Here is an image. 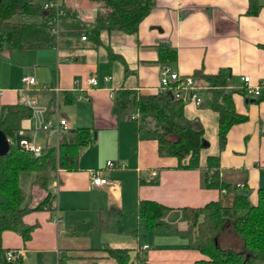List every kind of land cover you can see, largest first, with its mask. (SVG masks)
<instances>
[{
  "label": "crops",
  "instance_id": "crops-1",
  "mask_svg": "<svg viewBox=\"0 0 264 264\" xmlns=\"http://www.w3.org/2000/svg\"><path fill=\"white\" fill-rule=\"evenodd\" d=\"M65 2L70 12L58 18L51 45L0 52V112L3 104L34 98L45 109V118L54 122L65 118L67 127H90L93 140L80 148L77 169L49 170L47 187L37 185L38 197L26 192V202L34 207L58 182L60 221L53 222L54 212L48 209L32 210L23 217L25 223L36 225L31 238L25 242L19 233L6 230L2 243L23 249V264H60L61 249L72 254L70 264H91L95 259L116 264L104 246L133 247L132 255L140 252L154 264H195L202 254L188 248L187 239L176 233L187 223L181 220L172 227L149 230L138 215V201L150 198L172 206H199L232 194L203 186L199 169L178 168L177 158L159 153L157 140L139 138L136 105H117L116 100L124 97L125 90L158 91L164 66L158 60L162 42L177 49L176 60L168 66L181 76L229 67L234 86L242 83L243 75H249L252 83L264 82V0H256L255 14L247 13L250 0H156L135 33L105 29L99 42L90 34L96 4ZM14 19L38 17L18 14ZM25 75L34 76L36 82L26 83ZM89 76L97 77L98 84L87 83ZM196 83L202 102L187 99L184 113L198 118L204 128L208 145L201 149V165L208 155L219 154L224 178L236 183L237 190L249 191L256 201L257 189L264 186V99L234 93L236 109L248 119L230 129L220 150L219 113L209 104V85L203 80ZM189 92L183 91L185 96ZM21 129L23 137L46 144L47 134L33 115L22 119ZM57 141L52 136L51 145ZM110 160L115 164L108 165ZM97 169L108 183L91 182V172ZM157 175L159 182L151 183Z\"/></svg>",
  "mask_w": 264,
  "mask_h": 264
},
{
  "label": "trees",
  "instance_id": "trees-1",
  "mask_svg": "<svg viewBox=\"0 0 264 264\" xmlns=\"http://www.w3.org/2000/svg\"><path fill=\"white\" fill-rule=\"evenodd\" d=\"M49 1V0H48ZM96 4L94 24L90 34L100 41L102 30H122L135 33L141 21L151 12L156 0H89ZM46 3V2H45ZM44 2L30 0H0V52L4 49H37L51 45L56 40L57 20L62 14H69L65 0L46 6ZM256 0H250L247 13H257ZM18 14L38 17L34 21H19ZM87 37V35H86ZM264 48V45H262ZM110 55L114 56L110 50ZM177 49L162 42L159 46V61L164 65L176 60ZM195 81L203 80L209 85V104L219 113L218 141L220 150L226 146L230 129L244 122L248 116L236 109L234 93H245L242 83L234 86V75L229 67H221L216 72L206 73L202 69L191 75ZM124 97L117 99L122 106L136 105L137 132L141 139H155L159 153L177 158L178 168L199 169L202 184L217 189L223 194L203 205L172 206L164 202L142 198L137 203L139 217L149 230L174 226L177 219L187 224L176 233L187 239V247L197 250L202 257L195 264H252L264 260V186L257 189L256 201L251 200L247 191L239 192L237 184L223 176L221 157L208 155L205 165L200 163V153L204 128L198 118L190 119L184 113L185 102L176 98L170 90L137 94L125 90ZM67 97L70 96L67 94ZM264 99V96L257 97ZM32 116V109L25 103L3 104L0 112V129L10 141L9 151L0 154V264H23V256L7 257L10 247L2 243L6 230L19 233L26 242L31 238L36 225L27 224L23 217L32 210H55V198L48 190L34 206L26 202V190L21 182L23 172L34 173V179L42 188L47 187L49 170L57 167L77 169L79 150L93 140L90 127H67L58 144L45 145L39 155L22 148L19 144L23 136V118ZM159 182V175L150 180ZM104 218L101 219L103 224ZM102 249L116 264H154L137 252L132 255L130 246H104ZM68 249L59 252L60 264H70L72 254ZM91 264L101 263L95 259Z\"/></svg>",
  "mask_w": 264,
  "mask_h": 264
},
{
  "label": "built area",
  "instance_id": "built-area-1",
  "mask_svg": "<svg viewBox=\"0 0 264 264\" xmlns=\"http://www.w3.org/2000/svg\"><path fill=\"white\" fill-rule=\"evenodd\" d=\"M59 2L58 0H49L45 3L46 6H52L56 5L58 6ZM83 39L86 38V35L82 36ZM112 76H108V79H111ZM24 81L29 84H33L36 82V78L34 76L25 75ZM87 83L91 85H97L98 79L95 76H89L87 77ZM242 86L244 88V91L248 95H252L255 97L264 96V82L259 83H252L251 77L249 75H243L242 76ZM200 86L196 83L195 79L192 76H187L185 78H182L179 72L173 71L170 66L164 65L162 66L161 70V77H160V85L158 91H165L170 90V92L174 95L176 98H181L184 102L186 100L190 99L195 104L199 105L202 102V97L199 93ZM185 89H188L190 92L188 95H184L183 91ZM115 91L112 89L110 91V96H114ZM26 105L30 106L32 109V115L37 118L38 126L44 130L47 134V142L45 145H51L52 143V136H56L57 140L59 141L61 134L63 131L67 128V120L65 118H58L57 121H52L51 119L44 117V108L37 106V101L32 98L28 99L25 102ZM20 135L23 134V130L20 129L18 132ZM57 141V144H58ZM19 144L22 148L31 151L35 155H39L42 151L43 146L36 143L34 140L22 137L19 140ZM56 144V145H57ZM44 145V146H45ZM108 165H114L115 163L113 161H108ZM91 182L95 185H101L108 183L107 177H104L102 175V170L97 169L93 170L91 172ZM59 190L58 182L53 184L51 187V193L54 195V198L56 199L57 194ZM56 205V200H55ZM56 207V206H55ZM60 221V215L58 212V208L56 207L53 214V222L58 223ZM143 247H148V245H144ZM25 252L23 249H10L7 252V257L10 259L24 256Z\"/></svg>",
  "mask_w": 264,
  "mask_h": 264
},
{
  "label": "rangeland",
  "instance_id": "rangeland-1",
  "mask_svg": "<svg viewBox=\"0 0 264 264\" xmlns=\"http://www.w3.org/2000/svg\"><path fill=\"white\" fill-rule=\"evenodd\" d=\"M133 107V106H132ZM132 109V108H131ZM41 134H43V132L41 131ZM41 137V136H40ZM40 139V138H39ZM43 142V141H41ZM37 143H40L39 140H37ZM30 172H23L22 175H21V182H22V185L25 187V190L26 192L28 193L30 190V194L31 196L33 197H38V190H37V185L40 186L39 182H36L35 179H34V176H31L32 178L28 177ZM30 180H33L32 183H30L31 181ZM41 187V186H40ZM240 192H242L241 190H238ZM249 192V191H248ZM27 193H26V197H27ZM250 193V192H249ZM46 195V194H45ZM44 195V196H45ZM181 219H177L176 222H178V224L180 223ZM174 225H177V223H174ZM54 261V260H53ZM53 264H55V261L52 262ZM252 264H264V260H261V259H257L255 260Z\"/></svg>",
  "mask_w": 264,
  "mask_h": 264
},
{
  "label": "water",
  "instance_id": "water-1",
  "mask_svg": "<svg viewBox=\"0 0 264 264\" xmlns=\"http://www.w3.org/2000/svg\"><path fill=\"white\" fill-rule=\"evenodd\" d=\"M208 145L206 140L203 141L202 147ZM10 141L4 131L0 129V154H5L9 151Z\"/></svg>",
  "mask_w": 264,
  "mask_h": 264
}]
</instances>
